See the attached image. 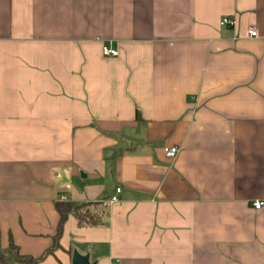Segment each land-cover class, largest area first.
<instances>
[{
  "label": "crops",
  "instance_id": "0c3cea01",
  "mask_svg": "<svg viewBox=\"0 0 264 264\" xmlns=\"http://www.w3.org/2000/svg\"><path fill=\"white\" fill-rule=\"evenodd\" d=\"M259 201L264 0H0V264L52 249L57 203L101 223L39 264H264Z\"/></svg>",
  "mask_w": 264,
  "mask_h": 264
},
{
  "label": "trees",
  "instance_id": "16d2710c",
  "mask_svg": "<svg viewBox=\"0 0 264 264\" xmlns=\"http://www.w3.org/2000/svg\"><path fill=\"white\" fill-rule=\"evenodd\" d=\"M137 119L140 120V114L137 113ZM95 206L93 204H83L80 206H74L71 203H57L56 210L59 214L60 221L57 228V233L54 238V245L43 257L39 259H34L31 257L20 256L18 248L11 241L9 252L15 256L16 261L22 264H39L45 257L53 254V252L58 248L59 240L63 234L65 224L70 215H73L78 223L79 227H95L101 223V215L99 213L93 212L92 209ZM2 264H4L2 262Z\"/></svg>",
  "mask_w": 264,
  "mask_h": 264
},
{
  "label": "built area",
  "instance_id": "2783aa9c",
  "mask_svg": "<svg viewBox=\"0 0 264 264\" xmlns=\"http://www.w3.org/2000/svg\"><path fill=\"white\" fill-rule=\"evenodd\" d=\"M221 26H235V20L233 18L226 17L222 20ZM248 37L251 39L257 38L258 37L257 31L254 28H251L248 31ZM102 52L106 58H115L119 56L118 50L108 48V47H103ZM164 154L168 159L173 160L178 156L179 149L175 147H167V148H164ZM121 191L122 190L120 188L116 190V195L111 198V203L114 204L119 201L118 195L121 193ZM263 208H264V201H259L255 203L256 210L260 211Z\"/></svg>",
  "mask_w": 264,
  "mask_h": 264
},
{
  "label": "water",
  "instance_id": "95a60500",
  "mask_svg": "<svg viewBox=\"0 0 264 264\" xmlns=\"http://www.w3.org/2000/svg\"><path fill=\"white\" fill-rule=\"evenodd\" d=\"M72 263L73 264H91L88 256H81L78 252H74Z\"/></svg>",
  "mask_w": 264,
  "mask_h": 264
}]
</instances>
